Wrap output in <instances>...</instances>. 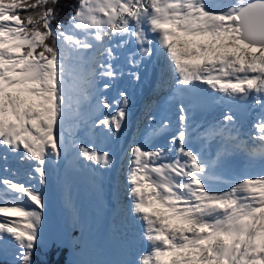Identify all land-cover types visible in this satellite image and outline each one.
<instances>
[{"label":"snow or ice","instance_id":"6c2138e0","mask_svg":"<svg viewBox=\"0 0 264 264\" xmlns=\"http://www.w3.org/2000/svg\"><path fill=\"white\" fill-rule=\"evenodd\" d=\"M58 4L0 0V205H13L0 206V254L264 264V170L234 174L241 157L264 169V0H78L54 27ZM149 63L167 107L157 119L154 100L142 105L139 142L100 147L130 124L118 82H139ZM60 169L71 231L45 238L41 189Z\"/></svg>","mask_w":264,"mask_h":264},{"label":"bare ground","instance_id":"6f19581e","mask_svg":"<svg viewBox=\"0 0 264 264\" xmlns=\"http://www.w3.org/2000/svg\"><path fill=\"white\" fill-rule=\"evenodd\" d=\"M217 4H223V3H229L230 0H214ZM152 72V65L149 63L144 69V75L141 77L139 82H133L129 78H124L121 81L118 82L117 87L119 89L127 91L129 98L131 100V104L129 106V115H130V124L125 128L124 132L121 133V139L119 142L115 141H107L105 143H108L105 147L108 149H112L113 151H118V146L120 143H123L125 146L127 143L134 139V133L136 134L138 129L141 127L142 124V130L145 129V123L146 122H139L137 117L140 115V109L142 105H144L145 102L152 100L153 96L156 97L157 95L154 94L153 89L156 85V81L153 80L152 83H149L150 81L148 78L150 77V73ZM117 88H113L111 91L107 92L106 95L111 98L116 95ZM160 98V97H159ZM155 103L156 100L154 99ZM251 123L248 125L247 130L250 128ZM127 134H131V137L128 139L126 138ZM101 144V143H100ZM166 143L161 144L160 146H164ZM100 146V145H99ZM62 170V169H60ZM60 170H56L58 174L60 173ZM262 167L260 164H254L249 165L247 164L244 159L238 158L237 165L234 171L235 176L241 177V176H255L257 173L261 172ZM54 171V170H53ZM55 171L51 174H49V182L55 177ZM107 178H109L112 174L105 173L104 174ZM0 206H6L8 205H0ZM2 214H0L1 216Z\"/></svg>","mask_w":264,"mask_h":264},{"label":"rangeland","instance_id":"374dc122","mask_svg":"<svg viewBox=\"0 0 264 264\" xmlns=\"http://www.w3.org/2000/svg\"><path fill=\"white\" fill-rule=\"evenodd\" d=\"M80 135L83 136V132H81ZM97 143L98 145H100V147H105L108 144L105 142L101 143L100 140H98ZM108 146L109 145H107V147ZM11 166L15 167L16 165L12 164ZM54 171L57 174V176L54 174L55 177H53V179L50 182L48 181L47 187H44L41 189L45 194V198L47 202V207L44 212V222H43V229H42V235L45 238L49 237L53 233H57V232L64 233V232L70 231L69 227H66L67 213L65 212V209L63 207L62 200H61L59 177L60 175H62V170H60L59 174L56 170ZM54 171H52L51 174ZM74 191H75L77 203L83 204L86 199L85 186L83 182L77 181ZM8 206L11 207L13 205H8ZM2 215L0 216V218H2ZM11 218L17 219L16 217H11ZM76 231H77V235H79V230H76ZM37 251H38V254L35 258L37 259V262H39L42 259V257L39 254L40 250L38 249ZM10 259H11L10 256L6 259L4 258L2 254H0V264H8V260Z\"/></svg>","mask_w":264,"mask_h":264},{"label":"trees","instance_id":"16d2710c","mask_svg":"<svg viewBox=\"0 0 264 264\" xmlns=\"http://www.w3.org/2000/svg\"><path fill=\"white\" fill-rule=\"evenodd\" d=\"M77 2L78 0H59V4L57 5V10L59 12V15L57 16L56 20L53 21L54 27L57 22L65 23V24L67 23L68 17L73 12L74 7L76 6ZM66 227H68L67 221H66ZM69 230L71 231L70 228ZM75 234L77 235V231L75 232ZM65 258L71 259V257L68 256L67 254V250H65L64 253H61L59 260L62 262ZM48 259L51 260L53 259V257L49 256Z\"/></svg>","mask_w":264,"mask_h":264}]
</instances>
